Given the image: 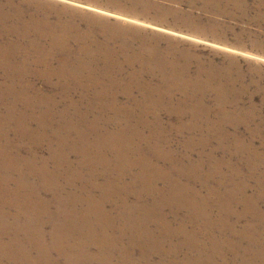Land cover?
<instances>
[{
	"label": "bare ground",
	"instance_id": "1",
	"mask_svg": "<svg viewBox=\"0 0 264 264\" xmlns=\"http://www.w3.org/2000/svg\"><path fill=\"white\" fill-rule=\"evenodd\" d=\"M186 1L196 7L195 0ZM223 1L238 5L239 0H203L202 10ZM20 12L0 6V101L5 83L15 93L0 116V264L6 258L7 264H85L88 257L87 264H264V128L251 126L254 113L230 98L232 88L217 70L192 75L171 57L177 55L174 49L157 46L150 54L119 55L112 45L128 27L118 23L94 43L89 30L72 37L71 25L62 19L50 22L32 14L17 26ZM64 45L69 56L59 57L61 66L53 69L54 54ZM114 55L120 59L112 63ZM151 61L163 71L161 80H153ZM95 63H111L109 72ZM26 71L36 78L60 77L62 102L78 87L84 92V110L65 106L58 113L78 118L72 171L48 199L38 201L31 197L36 185L23 179L30 173L43 176L44 169L31 164V155L19 154V142L32 148L49 138V106L60 100L35 89ZM148 75L151 81L140 80ZM31 119L39 129L36 136L26 130ZM146 127L151 133L143 131ZM10 131L20 132L21 141L10 139ZM173 141L182 153L171 149ZM53 206L56 235L50 234L54 239L47 249L42 240L49 233L40 222L46 223ZM31 218L39 224H21Z\"/></svg>",
	"mask_w": 264,
	"mask_h": 264
},
{
	"label": "rangeland",
	"instance_id": "2",
	"mask_svg": "<svg viewBox=\"0 0 264 264\" xmlns=\"http://www.w3.org/2000/svg\"><path fill=\"white\" fill-rule=\"evenodd\" d=\"M201 1L203 3V0H195L196 7H193L186 0H0V6L9 13H12L13 9L21 11L20 18H17L18 20L15 19L16 21L14 22L17 26L19 24L22 26V19L26 18L28 20V16L32 14L46 17L50 22L62 19V21L71 25L69 34H73L72 37L78 33L87 34V30H89V41L94 43L96 40L97 42H102L106 38V33L112 32L110 29L114 27V23L124 25L128 27V30H126L127 34L121 35L119 39L113 42L115 45H112L115 48L118 46L119 55L126 56L127 54H132V52L134 55H139L142 50L150 54L153 52L151 49L157 46L160 48L159 50L174 49V54L177 55L171 57L178 59L180 66L190 68V74L192 75L196 71H207L208 68H214L219 73L221 81L222 79L225 80V83L232 88L231 90L229 89L228 93L230 98L232 100L235 99V101L241 100V104L251 113H254L252 115L256 119H254L256 123H252L251 126L264 128V0H239L238 5L234 2L223 1L217 7L212 6L209 8L208 12L202 10ZM105 22L109 23L108 25L110 26L104 25ZM70 35H66L67 41H70ZM30 37L32 36L30 35L28 38ZM16 40L17 37L16 39L14 38V41ZM47 41H49V38ZM68 45H64L62 50L55 52L53 69L61 66L59 57L69 56ZM124 45L128 47L127 51L123 49ZM70 46L76 47L77 43L72 41ZM119 55H114L112 63L120 59ZM162 56L165 57L166 54L161 53L160 57ZM18 59L19 52L15 59V64L18 63ZM110 64L95 63L94 66L99 68L103 73H107L110 70ZM147 68L155 75L153 80H161L163 71L156 69L152 61L147 65ZM173 71L175 72V70ZM24 74L31 83L33 82L35 89L42 91V93H54L55 101L62 99L60 77L55 74L49 75L48 73V78L43 79L36 78L33 72L26 71ZM140 80L144 83L146 80L151 81L149 75L142 77ZM16 82L17 80H14V85L16 86L14 88L20 89V83ZM4 88L2 92L3 102L0 101V109L2 108L0 116L2 117H4L3 112H6L7 106H10L11 101L15 98V93L12 95V91H10L7 83H5ZM136 92L133 94L134 98L131 100L133 104L137 103L135 98L138 99L139 97V93ZM83 93L82 88L78 87L76 91L71 92L68 97L69 101L62 102L60 100L56 104L49 106L51 107L48 125L49 138H45L41 143L33 144L32 148L29 146H27L29 147L28 149L24 147V140L21 141L20 132L14 133V131H10L9 133L10 139L19 140L21 141L19 142L20 146L23 145L19 150V154L21 156L31 155V164L39 169H44L43 176L30 173L29 177L23 179L36 185L34 189L37 190L31 194L33 200L38 201L41 199V196L43 199H48V192L50 190H58L59 184H64V174L67 177L72 171L69 166L70 162L75 159L72 144L78 138L76 124L78 118H75V114H72V112L64 111L61 116L58 113L65 106V108L73 112H76L78 109V111L84 110ZM207 95L210 96L209 94ZM120 99L124 104L128 103L125 97ZM3 107L6 108L4 109ZM176 108L180 109L179 105ZM113 115H115V112H111L109 116ZM162 116L165 121H170L168 114L162 113ZM172 116L174 117V115ZM120 117L123 120L126 119L124 115ZM53 119L56 121H53ZM31 120L27 126L29 129L26 130L36 136L39 129H37L35 120ZM187 121L188 119H185L184 122ZM127 123L134 126L131 122ZM102 126L104 125L102 124ZM108 126L105 127L108 128ZM116 127L114 126L113 128L116 129ZM58 128L60 136L57 139ZM143 131L151 133L148 127ZM40 135L42 136L41 132ZM94 138L95 136H93ZM171 143L173 144L171 149H174L178 153L183 152L180 143H174V141ZM255 143L257 146H261L257 140H255ZM218 154H220V151ZM2 171V164H0V179L4 176V171ZM47 173H50L47 177L51 178H46ZM56 179L58 180L56 181ZM44 184L47 189L42 188ZM160 184L162 185L163 183ZM55 211L56 208L53 206L49 209L51 215L48 218L45 217L46 223L42 224L40 222L44 227V233H49L46 240H42L43 247L47 246V249L51 238L54 239L50 234L52 236L56 235L54 233L55 224L51 222ZM37 219H25L22 220L21 224L32 225L33 223L35 226L39 224ZM21 234H23V237L26 235L23 229L21 230ZM26 243L28 244V242ZM139 251V248L135 249L136 256H140ZM89 259L90 257L85 261L87 262ZM3 262L7 264V258ZM86 262L85 264H87ZM92 264H101V262L96 263L94 261Z\"/></svg>",
	"mask_w": 264,
	"mask_h": 264
}]
</instances>
